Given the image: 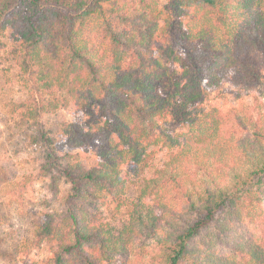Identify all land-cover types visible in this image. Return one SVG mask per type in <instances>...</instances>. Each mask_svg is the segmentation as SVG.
Wrapping results in <instances>:
<instances>
[{"label": "trees", "instance_id": "1", "mask_svg": "<svg viewBox=\"0 0 264 264\" xmlns=\"http://www.w3.org/2000/svg\"><path fill=\"white\" fill-rule=\"evenodd\" d=\"M171 8L175 34L127 0H0V46L14 41L9 51L33 90L25 115L73 104L82 121L61 141L94 157L91 167L78 156L64 162L37 127L39 175L53 194L62 180L70 185L60 211L33 233L34 244L50 245L48 264H125L128 246L114 245L98 203L123 193L126 169L164 149L133 221L158 247L155 262L264 264V0H171ZM222 82L245 88L250 103L211 99ZM51 90L70 98L53 104L44 99ZM177 110L189 115V131L171 135L165 125ZM258 210L241 236L238 226ZM211 227L219 234L202 244Z\"/></svg>", "mask_w": 264, "mask_h": 264}, {"label": "rangeland", "instance_id": "2", "mask_svg": "<svg viewBox=\"0 0 264 264\" xmlns=\"http://www.w3.org/2000/svg\"><path fill=\"white\" fill-rule=\"evenodd\" d=\"M129 7L139 11L146 20L151 21L159 31L169 29L170 34L177 33V19L172 12L171 0H127ZM250 1V0H249ZM12 39L2 40L0 46V264H48V244H34V231L43 223L48 213H58L63 198L69 193L70 185L62 180L58 193L53 194L47 187V181L38 173L37 159L42 154V146L36 140L37 127L63 153L65 161H71L78 156L83 163L91 167L94 163L92 152L87 156L80 149L68 147L61 141L62 131L69 123L80 124L82 116L73 104L59 108L55 112L39 113L37 120L26 116V103L33 100V90L21 75L16 58L9 51L14 46ZM161 62L167 65L163 58ZM238 94L245 103H250L247 90L242 86L222 82L210 89V98L215 96H232ZM55 104L69 95L51 90L44 99ZM189 115L179 110L175 111L172 119L166 123V131L171 135L189 131ZM169 152L162 150L148 164L137 168H128L124 172L130 176L124 191L117 197L102 193L103 198L98 205L103 214L105 226L117 246L124 241L127 246L125 264H159L154 257L158 247L151 238L138 235L134 231L135 211L141 206V193L145 180L162 169ZM169 206L179 207L181 201L175 200L174 195L166 196ZM260 211L254 213V223H244L238 226L241 236H249L251 229L259 221ZM203 242L218 233L214 227L204 232ZM118 250V247H117ZM218 254H229L227 247L214 245ZM216 253V254H217ZM225 254V255H226ZM119 264V263H118Z\"/></svg>", "mask_w": 264, "mask_h": 264}]
</instances>
